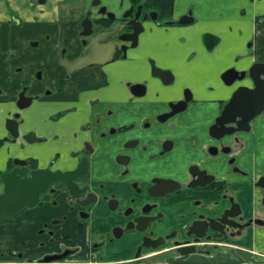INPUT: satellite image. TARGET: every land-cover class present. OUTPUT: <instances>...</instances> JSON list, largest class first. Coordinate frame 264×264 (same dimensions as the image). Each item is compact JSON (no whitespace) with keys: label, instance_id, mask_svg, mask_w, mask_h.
<instances>
[{"label":"flooded vegetation","instance_id":"obj_1","mask_svg":"<svg viewBox=\"0 0 264 264\" xmlns=\"http://www.w3.org/2000/svg\"><path fill=\"white\" fill-rule=\"evenodd\" d=\"M196 20L193 9L175 15L174 0H0V193L3 175L13 171L22 179L38 170L66 174L42 176L46 187L36 205L0 223L6 244L14 238L7 233L22 232L19 248L0 252V264H168L190 251L227 249L247 260L234 241L264 222V175L250 180L256 200L249 216L240 195L246 186L226 177L248 175L236 161L245 145L240 136L251 128L239 129L244 119L222 111L235 82L248 84L249 72L232 84L223 80L221 89L211 86V94L223 97L208 99L201 96L206 90L198 94L187 83L156 114H137L150 104L144 97L155 81L168 87L178 80L155 58L136 55L147 24L190 26ZM140 22L144 30L136 38ZM86 50L94 63L69 65ZM125 66L138 76L124 82L136 115L130 120L114 93ZM213 103L220 110L211 122L200 116L192 123L198 153L189 148L192 155L178 171L179 155L185 159L182 120L193 105ZM164 130L172 135L147 154L148 143ZM221 156L225 178L211 166ZM97 213L102 226L95 225Z\"/></svg>","mask_w":264,"mask_h":264},{"label":"crops","instance_id":"obj_2","mask_svg":"<svg viewBox=\"0 0 264 264\" xmlns=\"http://www.w3.org/2000/svg\"><path fill=\"white\" fill-rule=\"evenodd\" d=\"M174 2L175 15L178 16L187 9H193L197 22L190 26H165L158 22L147 24L148 29L141 35L139 47L135 50L136 55L142 59L155 58L160 66L170 68L177 75L178 80L175 85L168 87H162L155 81L154 86H151L144 97V100L149 101L150 104L142 109L141 113L137 112L140 115H153L165 108V102L179 97L181 88L187 83L193 84L198 94L206 90L201 96L208 99L216 98V96L223 97L220 92L211 94L209 89L212 90L211 86L221 89L224 79H221L220 75L225 69L248 71L254 63L264 62V0H174ZM208 32L219 37V42L211 50L207 49L203 40V36ZM194 50L198 51L194 61L184 63L187 61L186 57ZM189 68H191L190 71ZM117 77L123 82L114 89V93L118 92L121 99L123 116L126 120L134 119L136 115L134 116V106L130 101L131 90L124 82L136 81L138 76L131 68L125 66ZM238 83L239 81L235 82L234 89L240 85ZM246 83L252 86L251 79H246ZM67 89L69 86L66 87ZM206 92H209L208 95H205ZM64 99L67 101L69 98ZM219 110V103L201 106L195 104L188 112L190 115L182 120L183 129L179 135L183 138L179 146L185 159L182 162V156L179 155L181 164L177 166L178 171L182 163H186V156L189 159L192 155H187L188 149L195 148L194 134L191 132L194 127L192 123L200 116L209 123ZM170 135H172L171 131L166 132L165 130L156 133L154 139L148 143L147 154L158 151L161 140ZM240 137L245 141V145L237 152L236 164L242 170L247 171L248 175L235 171L226 177L227 165L223 156L213 160L211 166L212 169L215 167L214 170L219 178L226 177L231 181H236L238 184L235 187L246 186L240 195L243 202H246V213L251 216L254 213L253 206L256 196L255 190L250 186V180L264 175V113L256 116L251 121V130L241 134ZM197 153L198 151L193 149V154ZM96 216L95 225H103L101 214L97 213ZM17 220L16 229L19 230L20 218ZM7 234L14 238L6 244L5 231L1 230L0 252L19 248L22 232L20 233L19 230ZM234 242L243 254L248 253L246 250L249 249L264 252V222L252 224Z\"/></svg>","mask_w":264,"mask_h":264},{"label":"water","instance_id":"obj_3","mask_svg":"<svg viewBox=\"0 0 264 264\" xmlns=\"http://www.w3.org/2000/svg\"><path fill=\"white\" fill-rule=\"evenodd\" d=\"M191 21L181 20L182 23ZM141 26L140 30L134 31L136 38L144 30L142 23ZM204 37L207 49H213L219 42V37L214 34L206 33ZM87 52L86 50L81 57L69 62V65L74 66V68H80L94 63L87 57ZM248 72L252 86H238L233 93L231 102L222 111V115L229 112L233 113L236 118L241 117L242 120L244 119L246 126L239 128L243 130H249L251 121L264 111V62L254 63ZM241 73V75H238L240 74L238 70L230 68L224 72L223 79L226 83L232 84L237 80L243 79L247 70L241 71ZM155 74L165 78L159 71ZM243 106H246L247 111L243 110ZM237 122L239 124L240 121ZM65 175V172L62 171L48 172L47 170L33 171L32 176L26 179H22L21 175L16 171L4 174L2 179L6 185L3 192L0 193V223L13 219L26 207L36 205L39 200V192L46 187L42 185V176L45 180H49V178L55 180L58 178L63 179ZM41 185L42 190L40 189ZM226 251L215 252L212 255L194 254L190 253V251L186 253L189 254L188 256L170 260L168 264H250L235 249H227Z\"/></svg>","mask_w":264,"mask_h":264},{"label":"rangeland","instance_id":"obj_4","mask_svg":"<svg viewBox=\"0 0 264 264\" xmlns=\"http://www.w3.org/2000/svg\"><path fill=\"white\" fill-rule=\"evenodd\" d=\"M205 39V37H204ZM244 250V249H243ZM247 252H244L245 257L253 262L252 264H264V252L258 251L256 249H249L246 250ZM112 259L119 258L118 256H112Z\"/></svg>","mask_w":264,"mask_h":264}]
</instances>
